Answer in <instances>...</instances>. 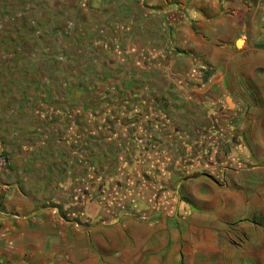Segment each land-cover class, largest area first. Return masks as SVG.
<instances>
[{"label": "crops", "instance_id": "crops-1", "mask_svg": "<svg viewBox=\"0 0 264 264\" xmlns=\"http://www.w3.org/2000/svg\"><path fill=\"white\" fill-rule=\"evenodd\" d=\"M40 1L89 72L0 122V264L212 261L246 198L219 169L264 157V0Z\"/></svg>", "mask_w": 264, "mask_h": 264}, {"label": "rangeland", "instance_id": "rangeland-1", "mask_svg": "<svg viewBox=\"0 0 264 264\" xmlns=\"http://www.w3.org/2000/svg\"><path fill=\"white\" fill-rule=\"evenodd\" d=\"M52 12L50 2L42 7L40 0H0L1 123L5 119L18 118L19 115L11 111L21 107V96L23 99L28 95L32 100L27 101V108H35L37 96L45 95L43 108H51V94L66 93L68 86L63 82L69 76L77 79L72 90L75 89L76 94L83 92L87 69L53 67L61 54L53 51L57 41L52 31L59 25L68 29V22L53 24ZM93 90L97 91L96 88ZM4 108L7 111L3 112ZM257 153L259 151L254 155ZM0 158L1 162L5 159L4 156ZM260 160L258 167L238 163L221 165L219 174L225 176L219 177L220 184L229 181L237 191L243 190L246 198L243 209L236 207L237 218L228 222L225 232L228 245H221L211 254L212 261L207 264H264V157ZM225 256L228 258L223 260Z\"/></svg>", "mask_w": 264, "mask_h": 264}]
</instances>
